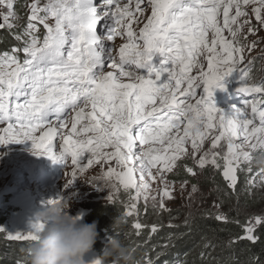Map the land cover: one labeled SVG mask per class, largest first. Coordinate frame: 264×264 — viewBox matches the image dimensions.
Wrapping results in <instances>:
<instances>
[{
	"label": "snow or ice",
	"instance_id": "1",
	"mask_svg": "<svg viewBox=\"0 0 264 264\" xmlns=\"http://www.w3.org/2000/svg\"><path fill=\"white\" fill-rule=\"evenodd\" d=\"M14 7V0H0V29L17 26L13 22L20 17ZM26 7L27 23L13 36L22 46L0 53V123L7 124L0 145L27 139L36 154L54 162L70 157L72 178L94 164L115 160L116 168L107 167L89 182L104 181L111 189L107 199L113 203L121 187L129 193L134 190L124 204L125 217L136 214L141 199L145 211L149 202L157 208V197L158 209L169 211L164 201L174 199L175 182L167 174L188 157L199 169L222 167L233 192L238 172L252 173L255 156L264 153V78L252 76V60L245 62V51L251 53L264 39L259 37L264 30V0H32ZM140 24L137 32L134 26ZM37 25L43 26L42 38ZM249 36L257 39L247 42ZM117 37L124 42L113 55L105 41ZM234 72L238 93L250 98L225 115L212 95L216 89L224 90V77ZM200 88L202 93L197 92ZM58 135L62 144L57 153L53 140ZM209 139L211 147L205 151ZM137 142L139 153L133 151ZM224 146L221 156L216 149ZM86 153L87 163L82 164ZM185 170L197 175L193 167ZM136 171L139 183L133 178ZM255 175L261 176L260 182ZM157 180L162 187L153 195L149 181ZM187 184L188 180L180 182L181 192ZM260 185L261 170L246 181V188L251 193ZM196 191L193 184L189 198ZM215 219L228 222L221 212ZM188 223L186 217L184 224ZM43 227L35 222L30 231L8 233V238L31 242ZM142 227L133 223L137 234ZM240 227L243 234L229 243L255 244L264 215L249 217ZM145 264L155 261L146 254Z\"/></svg>",
	"mask_w": 264,
	"mask_h": 264
},
{
	"label": "rangeland",
	"instance_id": "2",
	"mask_svg": "<svg viewBox=\"0 0 264 264\" xmlns=\"http://www.w3.org/2000/svg\"><path fill=\"white\" fill-rule=\"evenodd\" d=\"M32 0H14V10L17 16L20 19L14 21L13 23L17 25L11 31H16L14 33H19L23 30L24 26L27 23L28 17V8L27 4H30ZM44 0H41L43 3ZM21 4V5H20ZM20 5V7H19ZM6 11V10H5ZM148 13H146L147 15ZM23 18V20H21ZM111 21H109L110 23ZM39 28V35L42 38L44 29L42 25H37ZM139 27H142V24L135 25L134 28L138 32ZM0 31L7 32L8 29H0ZM227 35V33H225ZM259 37L264 38V30L259 32ZM250 41L256 40V36H249ZM249 41V42H250ZM124 41L117 37L114 41L106 43L110 45L114 50H117L120 44ZM248 42V41H247ZM18 44L20 42L18 41ZM12 49V48H11ZM245 51V57L251 56L252 59V75L257 76L255 79L259 80L264 78V39H261V42L257 44L255 50H253L250 55ZM21 60L23 59V53H20ZM246 59V58H245ZM201 63L204 67V70H207V62L201 57ZM109 69L105 68V71ZM193 75L197 74V70H193ZM126 79V78H125ZM202 89V88H201ZM21 98V102H22ZM194 103V100L192 101ZM238 106H225L219 107L218 109L223 112L225 115H228L234 108ZM71 111L70 109L68 110ZM54 119V117H53ZM7 128L6 123H0V135L4 134V129ZM66 131L61 129V132ZM42 133L37 130L35 135L39 137ZM62 140L60 136H56L53 140V151L59 152ZM138 147L134 148V152L139 153L140 146L137 142ZM155 147H158L156 145ZM190 150V144L186 145ZM204 150L207 151L211 147V141L206 140L204 143ZM216 151L220 152L221 156L226 151V146L217 148ZM86 153L81 157V163H87ZM42 164L54 163L53 166L41 172H35L33 176H28L26 173L30 172V169L35 168L37 162ZM220 164L223 165V160H219ZM133 164L138 163L136 161L132 162ZM179 166L175 169L173 173L167 174V179L169 181L175 182L172 187L174 188V199L168 200L165 199V206L169 211H160L158 209L159 197H157V208L151 207V202H149L148 210L153 212V217L158 223L169 218V215L177 211H185V213L195 214L196 212H201L198 207H202L201 210L208 211H218L214 206L216 196L222 195L221 190L217 186V181L222 180L225 182L222 176V167L220 169H214L211 166H205L203 169L196 167L193 159L188 157L178 162ZM116 168L115 160L108 161L105 165L94 164L88 168L83 174L77 173V176L72 178L71 172L73 166L71 164L70 157L65 158L60 161H53L48 156L43 154H36L33 149L31 140H22L19 143L10 142L6 145H0V228L4 229V232H0V237L4 240L5 243H17L24 245L25 250L30 245V241H16L8 238V233L16 232H27L31 230V225L35 223V215L43 211L47 206L48 202L56 199H63L68 202V213L74 218H78L81 222L92 223L94 219L90 218V205L95 202L97 205H111L116 204L117 207L121 210H125L124 204L129 202V195H135V191L131 190L125 192L121 187L117 196L116 202H111L107 198L109 192L111 191L110 187L104 183V181H95L89 182L90 179L99 177L103 172L107 171V167ZM130 167L132 164L129 165ZM185 166L193 167L197 172L195 177L190 176L186 170ZM159 167V166H158ZM118 171L120 169H117ZM258 170V171H257ZM260 167L254 166L252 174L259 172ZM155 172V169L152 170ZM26 172V173H24ZM47 176H46V175ZM244 179L248 180L252 178L247 177V174L244 171L238 172V177L241 175ZM140 173L138 171L133 173V178L139 183ZM34 177V178H33ZM219 177V178H218ZM147 178V177H146ZM72 179L71 183H68V180ZM261 176L255 175V181L260 182ZM183 180H188V184L185 185L183 192L180 190V182ZM221 181V182H222ZM239 181V180H238ZM118 183V182H117ZM151 188L153 189V195H156L162 185L157 180L156 182L149 181ZM216 183V184H215ZM226 183V182H225ZM197 186V191L192 194L189 198V193L192 191V185ZM253 193L247 196H252L254 193L259 194L261 191H264V185H260L252 188ZM221 197V196H220ZM223 208H226L222 202H219ZM213 204V207H212ZM203 206H207L204 208ZM145 213V205L143 199L137 202V212L134 214V217L130 216L132 224L131 229L133 228L134 222L141 221V217ZM259 215L255 213L253 216ZM252 216V217H253ZM152 227V226H150ZM144 227L139 230V234H136V237H141V232ZM129 229H126L122 235L126 240H129ZM134 232L137 233V230L134 229ZM103 231H100V234L97 235L96 241L101 243L103 246L107 243L108 237L102 236ZM5 250V248H4ZM15 254V252H11ZM98 259L97 252L93 249L85 254L84 260L85 264H94V261ZM23 261H26V258L18 259L12 258L9 254V251L4 252L0 251V262L13 263V264H22Z\"/></svg>",
	"mask_w": 264,
	"mask_h": 264
},
{
	"label": "trees",
	"instance_id": "3",
	"mask_svg": "<svg viewBox=\"0 0 264 264\" xmlns=\"http://www.w3.org/2000/svg\"><path fill=\"white\" fill-rule=\"evenodd\" d=\"M14 32L0 31V53L20 46L18 41L13 38ZM244 175L238 177L239 181L234 192L227 188L225 182L216 180L222 195H220L221 197L216 196L214 202L218 205H220L219 202H222L226 206L223 208L220 205L216 212L212 209L202 211V207H198L201 212L190 214L185 211H177L158 223L153 217V212L147 209L139 221L144 227L141 238H137L136 233L131 229V218L125 217V210L119 209L115 203L106 206L92 203L89 208L90 218L96 222L98 234L102 230L104 232L102 236L116 237L130 249L135 248L134 256L139 264H145L146 254L152 257L155 264H264V227L258 229L256 235L259 236V241L255 244L247 240H239L234 244L229 243L233 238L243 234L240 224H243L255 213L264 215V191L257 195L254 193L252 196H247L253 191L251 189V193H249L246 188L247 180L244 179ZM251 175L253 174L249 173L247 177ZM203 207L207 208V206ZM217 212L224 213L228 217V222L217 221L215 219ZM186 217L189 221L187 225L184 224ZM237 220L240 224L235 222ZM170 224L173 226L169 227ZM153 225L157 226V231L151 234L149 228ZM126 229H129L128 236L130 237L125 241L122 233ZM206 243L209 245L207 248L204 247ZM102 248L103 245L96 241L93 250L97 252V257L100 256ZM25 249L26 247L24 248V245L21 244L5 243L0 237L1 252L8 250L12 258L23 260L26 258L22 264H30ZM11 252H15V254H11ZM201 252L205 254L203 259L200 255ZM158 253L163 254L157 258L155 254ZM0 264L13 263L0 262Z\"/></svg>",
	"mask_w": 264,
	"mask_h": 264
},
{
	"label": "clouds",
	"instance_id": "4",
	"mask_svg": "<svg viewBox=\"0 0 264 264\" xmlns=\"http://www.w3.org/2000/svg\"><path fill=\"white\" fill-rule=\"evenodd\" d=\"M247 54L250 55V53ZM245 58L246 63L249 59H252L251 56L247 55ZM252 76L254 78L257 77L255 75ZM230 77L238 79L234 82H228L227 79H230ZM222 83L224 90L216 89L213 95L217 93H221V95L225 94V97H223L225 102L221 98H214L213 103L216 108L238 106L231 104L232 101H235L236 97L234 98L230 95L231 91L238 93L237 90L240 87L238 75L234 72L224 77ZM233 83H235L234 86L232 85ZM202 91L203 89L201 88L197 89L198 93H202ZM236 96H238V100L250 98L240 93ZM196 98H199V96ZM217 101H220V104H216ZM254 164L259 166L260 170L264 172V153H258L255 156ZM68 207L69 205L66 200H52V202H48V206L43 211L35 215V222L42 223L44 227L37 234L36 240L31 241L27 248L30 264H85L84 256L93 249L98 235L96 222H81L78 218L69 215ZM151 228H149L150 231ZM142 233L143 231L141 232V237ZM156 256L157 254H155ZM150 258L152 257L150 256ZM98 259L100 260V264H139L130 248L116 237H112L107 241Z\"/></svg>",
	"mask_w": 264,
	"mask_h": 264
},
{
	"label": "bare ground",
	"instance_id": "5",
	"mask_svg": "<svg viewBox=\"0 0 264 264\" xmlns=\"http://www.w3.org/2000/svg\"><path fill=\"white\" fill-rule=\"evenodd\" d=\"M113 55H114V53H113ZM237 102H231V104H236ZM33 169H35V168H33ZM39 172V171H38Z\"/></svg>",
	"mask_w": 264,
	"mask_h": 264
}]
</instances>
